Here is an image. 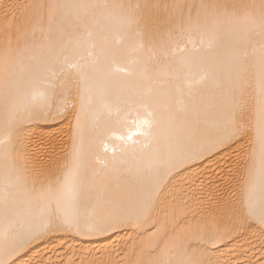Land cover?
<instances>
[{
	"label": "snow or ice",
	"instance_id": "1",
	"mask_svg": "<svg viewBox=\"0 0 264 264\" xmlns=\"http://www.w3.org/2000/svg\"><path fill=\"white\" fill-rule=\"evenodd\" d=\"M22 7L5 13L0 45V264H32L20 254L60 232L130 229L114 242L126 264H222L209 245L251 225L264 246V0ZM67 115L60 161L33 152L20 126ZM228 151L230 175L205 197L186 173ZM113 178L128 195L87 212L85 196Z\"/></svg>",
	"mask_w": 264,
	"mask_h": 264
},
{
	"label": "bare ground",
	"instance_id": "2",
	"mask_svg": "<svg viewBox=\"0 0 264 264\" xmlns=\"http://www.w3.org/2000/svg\"><path fill=\"white\" fill-rule=\"evenodd\" d=\"M36 2V0H0V45H2L3 33L8 21L5 20V13H8V18L11 20L13 12L17 18L27 14V9L22 7ZM43 3H59V4H86V3H167L199 5L202 3H233L241 2V0H40ZM242 2H256L259 0H242ZM185 15L188 9L185 8ZM115 43V35L112 37ZM43 44L42 40H37L36 47L30 54L40 57V48ZM220 55L227 57L226 42L225 47L220 50ZM75 123L74 115H67L66 118L45 121H32L21 125L25 131L24 138L30 143L31 150L38 152L44 157H50L57 163L63 157L64 152L71 145V127L70 124ZM3 136L2 127H0V138ZM118 143V142H116ZM240 146L237 145L236 151H240ZM101 156L104 155L101 148ZM234 151H228L223 156L207 157L204 161H198L197 167L191 165V172L186 173L189 179L198 178L197 191L199 192V181H203L204 195L215 193V189L210 187L211 183H220L221 177H227L230 174L227 171L229 166L236 162ZM104 166L102 163L92 161V169L99 171ZM90 170V178L92 177ZM104 175L100 173V178ZM4 170L3 164L0 162V182L3 181ZM99 183V179L96 180ZM235 186V185H234ZM23 198V193H20ZM119 195L127 196L128 189L125 182L121 180L117 185L113 178V186L105 195H100L96 191L88 194L84 198L85 210L91 212H104L110 210L113 204L109 201ZM240 192L237 187L235 195L231 199L236 202L240 198ZM99 196V199H98ZM215 207V205H212ZM217 223L221 226H227L228 213H217ZM251 223V222H250ZM130 229H117L119 235L108 233L106 235L97 236H76L71 233H54L43 240L37 241L29 246L25 252L20 255L25 261H32V264H126V257L121 252L116 243L122 237L127 239L126 233L131 232ZM215 253L213 259H220L222 264H264V246L261 245L258 226L251 225L246 231H237L233 235L223 240L222 242L209 245ZM19 259V257L14 258Z\"/></svg>",
	"mask_w": 264,
	"mask_h": 264
}]
</instances>
